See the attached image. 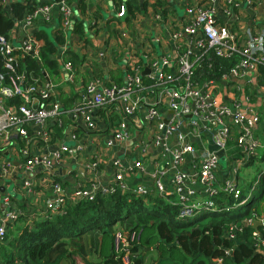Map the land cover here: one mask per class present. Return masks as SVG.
Listing matches in <instances>:
<instances>
[{
    "label": "built area",
    "instance_id": "built-area-1",
    "mask_svg": "<svg viewBox=\"0 0 264 264\" xmlns=\"http://www.w3.org/2000/svg\"><path fill=\"white\" fill-rule=\"evenodd\" d=\"M216 1L186 3L181 27L166 34L172 46L160 55L150 50L130 51L129 47L127 71L120 83L102 84L101 76L92 70L95 63L115 51L106 43L105 23L98 21L90 30L97 50L74 32L75 53L81 62L78 66L69 58L62 62V80L65 77L67 82L76 84L78 91L77 102L71 110L88 129H94L98 119L105 118L111 123V138L104 145H97V151L90 156H85V142L74 130H68L67 134L75 141L74 145L62 140L50 153L29 152L32 145L47 146L53 142L52 124L63 125L64 109L56 97L58 87L46 72L41 82L25 83L20 73L10 76L11 84L2 83L4 70L15 71L18 56L30 54L40 59L44 40L32 32L40 23L57 21L64 32L72 29L73 33L76 0H43L20 17H14L8 36L0 35L3 58L0 144L15 145L23 140L22 151L26 156L23 167L29 171L36 166L41 169L43 187L48 194L36 217H32L34 220L63 212L69 202L93 199L98 193L116 189L144 199L150 194L163 198L177 210V220L230 210L254 194L264 177V165L253 178L241 176L240 170L249 171L254 163L264 164V78L259 74L260 65H264V22L247 28L242 41L237 42L231 29L217 21ZM239 1L222 0V3L227 7ZM116 9L115 16L127 13V5L119 4ZM153 17L159 19L156 25L162 21L160 13ZM125 33L126 30H121V34ZM183 35L188 39L183 41ZM154 37L160 38L155 33ZM207 48H213L219 56L238 52L241 58L218 79L195 80L194 65ZM171 63L172 70L165 69ZM82 76L86 83H82ZM143 76L149 77L150 82H145ZM221 81H230L228 100L218 99L216 88ZM17 95L21 98L19 103H7ZM111 114L115 117L110 118ZM63 131L67 132L64 128ZM118 143L123 146L120 154L114 152L110 157L102 153V148L110 149ZM67 154L75 162L74 166L80 165L87 172L86 180L78 182L70 192L63 181L50 176L53 164L63 162ZM220 158L225 159V165L220 164ZM109 165L111 172L107 175ZM14 167L13 159L0 158L3 174H10ZM246 182L250 186L246 195L240 197ZM20 186L32 191V180L24 177ZM227 197L233 201L216 200ZM2 204L0 246L11 224L23 216L29 223L25 208L18 206L10 195L3 197ZM254 219L249 217L245 222H254ZM257 220L264 224V212ZM115 238L116 245H121L123 250L128 246L121 228L115 231ZM258 245H264V238ZM123 260L127 264L128 256L124 255ZM0 264H3L1 250Z\"/></svg>",
    "mask_w": 264,
    "mask_h": 264
},
{
    "label": "trees",
    "instance_id": "trees-1",
    "mask_svg": "<svg viewBox=\"0 0 264 264\" xmlns=\"http://www.w3.org/2000/svg\"><path fill=\"white\" fill-rule=\"evenodd\" d=\"M132 4L127 3L129 14L135 11ZM35 5L36 0H7V4L0 0V35L8 36L14 17H20ZM73 31L82 36V24L76 23ZM61 40L58 33L54 41L44 39L40 59L30 54L18 56L15 71L4 70L2 83L11 84L10 76L20 73L25 83L41 82L45 78L44 69L57 74L59 63L53 54ZM69 58L75 64L80 62L76 53ZM240 58L238 52L219 56L213 48H207L194 65V78L218 79ZM259 74L264 78L263 64ZM143 80L150 82L147 76ZM86 82L82 78V83ZM20 101L17 95L7 103ZM261 179L259 193L243 204L244 210H221L187 220H177L175 207L154 194L144 199L116 189L98 193L93 199H77L69 202L63 212L31 224L26 222L15 231L10 225L0 246L2 261L3 264H125L123 256L127 255V264H264V245H258L264 238V224L254 226V222H245L249 217H262L264 212V177ZM249 186L243 185L240 197L246 195ZM225 199L228 203L233 201L230 197ZM118 228L124 231L129 243L124 250L116 245Z\"/></svg>",
    "mask_w": 264,
    "mask_h": 264
},
{
    "label": "crops",
    "instance_id": "crops-1",
    "mask_svg": "<svg viewBox=\"0 0 264 264\" xmlns=\"http://www.w3.org/2000/svg\"><path fill=\"white\" fill-rule=\"evenodd\" d=\"M4 1L5 4H7V0ZM36 1L41 2L43 0ZM196 1L198 0H78L75 4L73 3V24L74 26L76 23L82 24L83 32L81 38L85 41L88 39V42L94 46V38L91 36L90 30L93 24L98 21H103L108 30L106 43H109L110 48L115 49V51L106 54L104 59L100 60V63H95L92 66L93 72L101 76V83L107 84L110 81L120 83L123 81L124 74L127 71L126 61L128 51L126 50H128L129 47L131 48H129L130 51L150 50L154 51L156 55H160L171 48L172 40L166 37L167 32L174 28L178 29L181 27L185 18V4H191ZM128 2L133 3L132 7H134L136 13L132 12L129 14L127 10L124 16L113 15L119 4L127 5ZM214 6L217 21L227 25L231 29L237 42L242 41L247 28L264 22V0H240L237 5H229L227 7L223 5L222 0H217ZM156 13L162 15V21L160 20L157 25L156 23L159 19L153 17ZM37 27L34 28L32 32L43 40L47 39L54 41L57 33L62 36L61 42L56 43L57 51L53 54L56 60H58L59 71L57 74H54L51 73V71L48 73L44 69V72H46L47 77L59 88L58 98L61 102L62 109H64L62 127L66 129L67 132H64L62 127L52 124V129L54 130L53 142L47 146L42 144L40 146L32 145L29 147V152L34 153L40 151L44 154L50 153V151L62 140L69 145H74L75 141L69 139L67 135L68 130H74L79 134L80 140L85 142V156H90V153H95L97 151V145H104L107 143V140L111 138V123L109 125L105 118L98 119L95 128L88 129L82 124V119L75 111L71 110L73 105L77 102L78 91L75 87L76 84L67 82L64 80L65 77H63L62 80V75H64L62 62L66 58H69L71 53L76 52V48L73 44L77 43L74 31L72 33V29H70L64 32L57 21L54 23L42 22ZM46 27L50 28V34L44 30ZM121 30H126V33L121 34ZM154 33L160 38L155 39ZM70 35H72V37H69ZM183 38L186 40L188 39L186 35L182 36V40L184 41ZM13 43H15V40H13ZM94 48L96 50L98 49L96 46H94ZM78 59H80V56ZM142 61H144V59ZM80 62L74 64L78 66ZM142 65H146V63L142 62ZM173 66L172 63L168 64L165 66V69L172 70ZM82 77L85 80V77ZM229 83L230 81H221L219 83L220 85L216 88L218 99L228 100L230 98L231 91L229 89ZM113 117H115V114H111L110 118ZM128 144H130V141L127 142L126 145ZM23 145V140L15 145L12 143L0 144V158L13 159L15 163V167L10 174H3V172L0 171V187L2 186L0 188V207L3 205V197L6 194L10 195L18 206L25 208L29 218L28 222L30 223L38 220H34L32 217H36L39 208L43 206L48 190L43 187L44 176L38 166L34 167L31 171L23 167L24 159H26L22 151ZM119 145L120 143L115 146L111 145L110 149L108 146L102 148V153L105 156L110 155V157L114 152L120 154L123 146L122 144L121 146ZM74 164L75 162L72 160V157L67 154L63 162L54 163L50 171V176L58 177L61 181H67L68 184H65V189L68 192L72 191L73 187H75L78 182H84L87 177V172H85L84 169H79L82 168L80 165L76 164L78 166L72 168ZM220 164L225 165V163L222 162H220ZM21 165L22 167H20ZM106 165H108V163ZM108 171L107 175L111 172L110 165L108 166ZM17 176L20 178L17 179ZM24 177L32 180V191H29L26 187L20 186V181ZM12 181H14V187H12L13 189L10 191L9 188ZM216 200L219 202L227 201L222 198ZM26 219V216L19 218L11 224V230L13 229L15 231L16 228H20L22 224L24 225L26 223Z\"/></svg>",
    "mask_w": 264,
    "mask_h": 264
},
{
    "label": "rangeland",
    "instance_id": "rangeland-1",
    "mask_svg": "<svg viewBox=\"0 0 264 264\" xmlns=\"http://www.w3.org/2000/svg\"><path fill=\"white\" fill-rule=\"evenodd\" d=\"M44 30L46 31V32H48L49 34H50V28H48V27H46V28H44ZM220 162H222V163H225V159L224 158H220ZM262 166V164H260V163H254L251 167H250V170L248 171V170H245V168H242L241 170H240V175L241 176H246V177H254L255 176V174H256V172L258 171V169L260 168ZM18 178H20V177H18L17 176V179ZM11 186H10V191H12V187H14V181H12L11 182V184H10ZM259 191H260V186L259 185H257V187L255 188V190H254V194H258L259 193ZM232 212H237V211H242V210H244V206L243 205H238V206H236V207H233L232 209H230ZM168 213H171V211H167ZM178 212H177V210H176V213H175V218L177 219L178 218ZM205 214V213H204ZM203 215V214H202ZM173 216V215H172ZM201 216V215H200ZM192 218V217H191ZM186 219H190V218H186ZM186 219H182V220H186ZM75 257H76V260L78 261V260H80L79 259V257H77V255H75Z\"/></svg>",
    "mask_w": 264,
    "mask_h": 264
},
{
    "label": "water",
    "instance_id": "water-1",
    "mask_svg": "<svg viewBox=\"0 0 264 264\" xmlns=\"http://www.w3.org/2000/svg\"><path fill=\"white\" fill-rule=\"evenodd\" d=\"M1 48H2V46L0 45V50H1ZM2 64H3V58H2V55H1V53H0V77L2 76V73H1V67H2ZM146 71V69L145 70H143L142 72H145ZM189 116L191 115V114H188ZM76 166H74V165H72V168H75ZM80 170L82 169V168H79ZM2 187V186H1ZM0 187V188H1ZM261 222H259V220H257V219H254V226H256L257 224H260Z\"/></svg>",
    "mask_w": 264,
    "mask_h": 264
}]
</instances>
